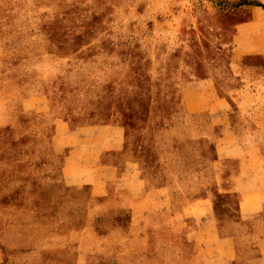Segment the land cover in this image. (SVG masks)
I'll list each match as a JSON object with an SVG mask.
<instances>
[{
    "label": "rangeland",
    "instance_id": "rangeland-1",
    "mask_svg": "<svg viewBox=\"0 0 264 264\" xmlns=\"http://www.w3.org/2000/svg\"><path fill=\"white\" fill-rule=\"evenodd\" d=\"M255 8L264 10L254 0H2L0 235L9 224L49 245L54 234L78 239L75 232L90 227L100 237L89 264H113L125 248L131 236L103 232L124 190L93 201L63 182V123L78 133L123 128L125 184L141 177L159 210L162 197L180 211L219 183L215 146L203 138L207 118L189 117L204 107L201 97L190 90L187 112L181 88L211 81L239 117L262 122L264 58L235 57L237 26ZM224 110L227 122L232 112Z\"/></svg>",
    "mask_w": 264,
    "mask_h": 264
},
{
    "label": "crops",
    "instance_id": "crops-1",
    "mask_svg": "<svg viewBox=\"0 0 264 264\" xmlns=\"http://www.w3.org/2000/svg\"><path fill=\"white\" fill-rule=\"evenodd\" d=\"M254 1L264 6V0ZM236 30V59L264 58V10L253 9L252 19ZM190 90L201 97L204 107L190 111L189 117L207 118L203 138L215 146V168L221 176L219 183L206 187L201 197L180 211H175L169 196L160 199L164 201L160 210L155 207L158 201L141 177L134 187L126 186L119 159L126 144L123 128L93 126L78 133L63 123L70 146L61 170L64 184L87 189L93 201L110 202L113 187L126 194L108 208L103 223L105 235L131 236L113 264H264V147H259L264 146V119L239 117V111L208 80L182 86L187 112ZM226 106L232 112L227 122L221 118ZM105 129L110 131L104 136L100 131ZM78 134L92 137L77 144ZM229 170L233 173L227 177ZM1 230L0 264H89L94 241L100 237L87 227L75 232L78 239L54 234L47 245L41 237L30 241L22 229L9 224ZM131 243L134 247L127 246Z\"/></svg>",
    "mask_w": 264,
    "mask_h": 264
}]
</instances>
